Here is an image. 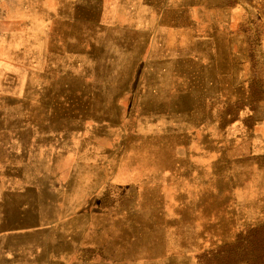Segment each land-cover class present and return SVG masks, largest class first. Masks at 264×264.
<instances>
[{
  "label": "rangeland",
  "instance_id": "obj_1",
  "mask_svg": "<svg viewBox=\"0 0 264 264\" xmlns=\"http://www.w3.org/2000/svg\"><path fill=\"white\" fill-rule=\"evenodd\" d=\"M28 1L0 0V30L9 33L13 31V23L28 24L30 18L15 15L12 6L13 2H19L21 5ZM143 1L53 0L49 5V14L57 22V30L48 23H45V26L51 32L55 30L60 34H70L73 41L80 44L75 36H78L77 40L82 43L89 34L94 36L102 33L103 28L100 26L99 29L95 23L109 21L107 29L116 25L123 30H120L123 36H127L124 40L125 49L130 50L133 46L136 65L142 60L146 62L148 51L152 60L158 63L162 52L185 48L189 36L197 41L196 46L194 44L192 49L189 48L192 55H197L194 65L190 62L189 67L184 56L176 55L178 60L187 65V73L179 71L181 68L166 70L163 64L158 63L159 76L164 79L167 76L173 77L181 86V90H166L163 96L156 90L148 92L142 89V81L146 82L150 77L155 78L156 71H152L151 76L148 72L144 78L140 75L139 83H136L138 98L135 101L134 116L126 115L128 120L117 123V128L114 129L119 140L115 145L107 142L103 146L99 145L98 157L118 165L120 171L122 166L128 164L123 163V157L130 148L128 139L136 147L143 143L152 145L154 151L163 149L162 145L166 140H172V151L182 159L185 167L166 184H153V191L156 187L165 190L169 185L196 177V166L191 154L189 155V149L196 140L201 137L205 139V146L208 147L213 160L210 170L212 174L207 180L210 183L214 181L216 185H224L227 189L228 199L223 203V208L228 206L226 210L229 212L226 215L229 230L222 232V225L216 224L215 236L219 241L213 244L203 241L198 244L199 250H190L192 253L186 251L192 247L187 246L190 245L188 241L182 244V236L167 231L161 238L163 255L160 257L164 264H200L199 257L203 253L215 252L225 245L235 244L238 240L246 238L253 229L264 226V195L260 197V186L252 182L258 187L248 196L247 203L241 202L237 190L238 175L240 171H244V167L247 172L248 168L255 172V176L264 175V0H184L179 3L174 0H151V10L147 13L139 8L142 7ZM86 23L89 24L85 25ZM132 30L134 42L130 40ZM171 39L175 40L174 46L171 42L168 43ZM90 43L87 41L88 45ZM121 43L123 44L122 41ZM7 52V49L0 45V55L6 56ZM211 55H214V59ZM8 63L9 61L4 59L0 60V65ZM209 65L222 69L214 71L211 83L205 84L201 80V85H196L195 82L190 84V68L193 73L198 72L196 77L200 80V71ZM16 67L23 68L19 65ZM227 71L232 73L228 81L231 85L223 86L220 82L226 80V77L222 78V73ZM198 88L203 92L200 93L199 90L200 99L196 100ZM6 99L8 98L3 97L0 104H6ZM145 102L157 103L149 108L144 106ZM10 103L12 102L9 101ZM197 104L201 107L196 115ZM130 117L133 119L130 120ZM109 150L112 152H108ZM92 153H96V145ZM156 153L158 155V151ZM115 174V169L102 170L103 181L98 187L95 201L97 210H89L88 206L78 207L75 211L68 210L71 212L68 215L66 213V216L69 219L72 216L82 218L87 231L82 233L77 227L73 228L74 231H61L64 234L61 235L59 243L57 239L52 245L61 253H55L52 257L63 255L70 257V260L63 262L66 259H51L55 264H150L151 259L119 260L112 248L111 233L117 230L115 220L127 218L132 222L133 218H128L130 216L126 214L138 206L142 193V182L138 179L129 184H120L116 181ZM79 187H85L83 182L78 183L70 194H78ZM250 211H254L251 216ZM95 213L102 219L103 228L92 226L91 221ZM42 233L39 237L48 238L47 232ZM6 235L7 233L0 234V237ZM35 243H30V247L36 248L39 245L40 253L48 251L39 242ZM7 255L9 257V251ZM249 259L257 260L253 255ZM158 260L159 257L156 261ZM257 262L264 264V259Z\"/></svg>",
  "mask_w": 264,
  "mask_h": 264
},
{
  "label": "bare ground",
  "instance_id": "obj_2",
  "mask_svg": "<svg viewBox=\"0 0 264 264\" xmlns=\"http://www.w3.org/2000/svg\"><path fill=\"white\" fill-rule=\"evenodd\" d=\"M174 1L175 3H179L184 0ZM52 2L53 0H29L27 3L21 5L19 2L12 3L15 15L25 16L30 19L28 24L26 22L21 25L13 23V25H11L13 29L12 32L5 33L3 30H0V45L5 47L8 51L6 56L0 55V60L4 59L9 61L7 65H0V91L7 88L23 90L26 86V82H29V78L30 82L31 77H33V81L35 79L40 80L41 73H45V69L42 67L46 66L47 63L46 61L41 62V59L44 57L48 58V55H44L40 51L51 49V47L48 46L51 43V33L60 34L55 31L57 30L55 25L57 22L54 18H51L49 14V5ZM62 3H64V1ZM90 4L92 5V2H90ZM139 8L145 13L151 10V8L146 7ZM66 9L67 7L65 10ZM169 19H171V16ZM45 23L51 25L55 30H52V32L48 30ZM88 24L89 23H86L85 25ZM59 30L62 32L61 27ZM119 33L120 36H123L121 31H119ZM89 35L92 36H88L89 39L93 38L92 34ZM189 37L185 48L175 50V55L184 56L190 67V62L193 64L195 59V55H192L190 50L194 47V44L195 46L197 45V41L192 36ZM76 38L78 39V36H76ZM124 40L125 38L122 37L119 42L116 41L112 43L113 47L118 48L120 55L125 51ZM171 40H169L168 43L171 42ZM62 47L66 48L64 39L58 44V48L61 49ZM169 50L172 51L173 49H168L166 52ZM166 52H162L158 63L163 64L162 61L164 60ZM211 57L214 59V55H211ZM145 59L147 64L142 60L139 65H136L141 71L146 72L143 74V78L148 72L151 76L152 71H156L155 75H157L155 78L150 77V79L144 83L145 90L150 92L153 87H159L156 91H159V94L163 96L164 92L169 90L167 88L169 87L168 84L172 83L168 76L166 79L159 76L160 69L158 63L152 60V56H150L148 60L147 57H145ZM178 59L171 61L169 63L170 67L181 68L182 70L179 71L187 73V65L182 60ZM164 64L166 65V63ZM16 65L23 66V68H17ZM215 70L221 71L222 69L212 65L204 66L200 71L201 77L199 80L198 77H196L198 72L194 71L193 73L192 68H190V76L192 80L195 81L196 85H201V80L205 84H210ZM231 75L232 73L229 71H227V73H222V78L225 79L226 77L227 81L223 80L220 84H223V86L231 85L228 82L231 79ZM199 90L200 88L197 89L196 100L200 99ZM202 92L203 90L201 89L200 93ZM1 99H3V97L0 96V102ZM156 103L157 102H145L144 106L150 108ZM160 104H162V102H160ZM8 106L9 100L7 99L6 104H0V131H13L15 128L30 124L28 123L30 113L27 107L21 108L20 106H16L10 109ZM195 107V113L197 115L198 108L200 110L201 106L197 104ZM119 109V113L113 110L109 111L110 114H112L111 117L114 119L107 122L104 121L96 126L97 130L105 132L104 138L100 139V146H103L105 142L110 145H115L116 141L119 140L116 138L117 134L114 126L121 121L122 117L125 120L127 119L124 111L121 108ZM33 111L37 112V109L34 108ZM128 141L130 143V148L123 157V163L128 164L122 166L120 171H118V165H109H112V170L118 166V170H115V177L118 183H129L137 179L139 182H142V193L138 206L131 213L129 212L126 214L130 216H127L128 218H133L132 222L136 220L137 223H132L127 218L124 220L117 219L119 221L115 220V229L117 230L111 233V245L116 251L117 259H151L150 264H164L160 259L163 255L161 238L167 231L175 233L180 237L182 236V244L188 241L187 243H190V245L187 246H194L209 239L212 235H215L216 224L222 225V232L229 230L226 211L220 209L223 207V203L228 199L226 194L227 189H225L224 185H216L214 181L210 183V181L207 180L208 176L212 174L210 170H212L213 160L208 151V147L205 146V139L203 137L196 140L189 149V155L191 154L194 161L193 163L196 166V177L188 181L179 182L176 185H169L165 190H160L159 187H156L154 191V183L160 182L166 184L167 181L176 177L185 167L182 159H179L177 153L172 151L173 146L171 145L173 141L166 140V143L162 145L163 149H156L158 155L156 153L157 151L152 150V145L143 143L136 147L132 145L129 139ZM13 147H15V144L4 141V139L0 137V159L2 156L5 157L7 153L8 160V153H13L18 149V147ZM108 152L112 151L109 150ZM92 158L98 162L100 157L92 156ZM208 158L210 159L209 162ZM88 163H90L89 160ZM97 165L98 163L96 166L91 165V167H88L86 170L78 171L77 173H74V171L64 172L70 176L66 185L54 184L52 187L42 185L46 179L52 181L55 178H59L58 171L52 168L38 171L36 174L39 178L33 179V182L36 181L39 184L27 186L28 184H21L19 181L27 177L26 174L31 173V171L14 170L15 176H12L13 170H10L9 184L8 180H6V178H8L6 174L9 171L7 169H10V164L9 167H7L4 163L2 167H0V230L4 228L14 230L17 228L15 231L7 233L6 236L0 237V241L6 243V249L9 251V257L2 256L0 258L1 264H52L48 262L46 258L48 253L49 255L61 253V251L53 248L55 246H52L57 239L59 243V240L62 238L61 235L64 234L61 231H74L73 228L75 227L81 230L82 233L87 231L86 223L82 218L72 216L69 219L66 213L68 215L72 210L75 211L78 207L83 206H88L89 210H97L95 207L96 194L98 192V187L103 181L102 170L97 168ZM243 170L244 171H240L238 175L237 190L241 197V202L247 203V201H249L248 196L255 192L258 186H260V197L264 195V175L255 176V172H252L250 168H248V172L245 167ZM62 174L63 173H61V176ZM126 174L128 175L126 176ZM28 177L32 176L30 175ZM14 179L19 180L18 182H13ZM80 182H83L85 187H79L80 190L76 195L70 194L72 189ZM252 182L257 183L258 186ZM47 187H51V189L47 190ZM88 189H90L89 192ZM94 192L95 194H92ZM250 202H252V200H250ZM253 212L254 211H250L249 216H251ZM254 216L257 217L255 214ZM91 224L94 227L103 228L102 219L97 213L94 214V219L91 221ZM26 228L37 229L32 232L18 233ZM42 232H47L48 238L39 237V235L43 234ZM29 233H32V235H29ZM35 241L42 244L48 251L40 253V251H38L39 245H37L36 248H31L30 243L36 244ZM29 254L30 258H28ZM32 254H34V257H32ZM58 257L62 258L64 256L60 255ZM158 257L159 260L156 261ZM65 258H67V256H65Z\"/></svg>",
  "mask_w": 264,
  "mask_h": 264
},
{
  "label": "crops",
  "instance_id": "obj_3",
  "mask_svg": "<svg viewBox=\"0 0 264 264\" xmlns=\"http://www.w3.org/2000/svg\"><path fill=\"white\" fill-rule=\"evenodd\" d=\"M150 3L151 0H144L142 7L150 8ZM148 21L147 19V23ZM95 24L99 29L100 26L103 28L102 33L100 35L95 34L91 39H86L88 36L92 37L88 35L82 43L75 36L74 38L80 44L75 43L70 34L51 33V43L48 45L51 49L40 51L44 55H48V58L41 59V62L46 61L47 65L42 67L45 69V73H41L40 80L35 79L33 81V77H31V82L29 78V82H26L23 90L7 88L0 91L1 97H6L12 102L8 108L27 107L30 113L28 119L30 124L15 128L13 131H0V137L4 141L18 147L15 152L8 153V160L7 153L5 157L2 156L0 159V167L4 163L7 167L10 164V169H7L9 171L6 174L8 176L6 180L9 184L10 170H13L12 176H15L14 170L31 171V173L26 174L27 177L19 181L21 184L31 186L39 184L36 181V183L33 182V179L39 178L36 174L38 171L52 168L58 171L59 178L52 181L46 179L42 185L53 186L54 184L66 185L70 179V176L64 173L67 171L77 173L86 170L91 165L96 166L97 163V168L101 170L112 169L113 164L111 162L103 161V158L102 160L99 158L96 162L92 158V156H99V142L105 135V132L97 130L96 126L104 121L114 119L111 117L110 110L119 113V108H121L125 115L133 114L131 117L134 116L135 101L138 98L136 83H139L140 75L146 72L136 67L133 46L130 50L125 49L121 55L118 48L113 47L112 43L119 42L124 37L120 36L119 33L122 29L116 25L112 29H107L106 27L110 25V22L104 20ZM124 38L126 39L127 36ZM62 39L65 40L66 48L60 49L58 44ZM130 40L134 42L133 30ZM87 41L91 42L90 45L87 44ZM171 43L174 46L175 40L172 39ZM144 54L142 55L143 59ZM146 57L147 60L150 58L149 51ZM178 58L175 55V50L167 51L162 61L163 64L166 63V65L164 64L165 69L169 71L173 69L169 63ZM173 79V77H169L172 84H168L169 87L167 88L169 90H181V86ZM194 82L192 80L190 84ZM144 83L143 80L142 89H145ZM156 89L159 87L152 90ZM165 99L168 101L167 98ZM34 108L37 109V112L33 111ZM131 117L130 120L133 119ZM114 128H117V125ZM95 145L96 153H92ZM115 170H118V166ZM61 173H63L62 176ZM30 175L32 177H28ZM18 180L14 179L13 182H18ZM227 208L228 206L220 209L228 213ZM5 229L0 230L2 231L0 234L13 232L17 228L14 230ZM35 230L36 228H26L18 233ZM205 241L213 244L219 239L212 235ZM6 247V243L0 241V258L8 256ZM190 250H199V245L189 247L186 251ZM28 258H30V254ZM51 259H66L63 262H67L70 257L57 258L48 253L47 261L55 264Z\"/></svg>",
  "mask_w": 264,
  "mask_h": 264
},
{
  "label": "trees",
  "instance_id": "obj_4",
  "mask_svg": "<svg viewBox=\"0 0 264 264\" xmlns=\"http://www.w3.org/2000/svg\"><path fill=\"white\" fill-rule=\"evenodd\" d=\"M251 255L259 262L264 259V226L253 229L246 238L235 244L225 245L215 252L203 253L199 258L200 264H258L257 260L249 259Z\"/></svg>",
  "mask_w": 264,
  "mask_h": 264
}]
</instances>
